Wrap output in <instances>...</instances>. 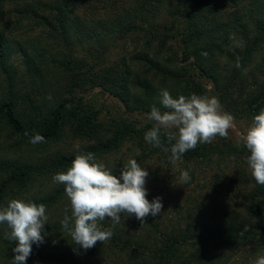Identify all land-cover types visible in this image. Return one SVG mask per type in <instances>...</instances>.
<instances>
[{
	"label": "trees",
	"instance_id": "trees-1",
	"mask_svg": "<svg viewBox=\"0 0 264 264\" xmlns=\"http://www.w3.org/2000/svg\"><path fill=\"white\" fill-rule=\"evenodd\" d=\"M106 1L36 0L27 4L21 13L27 11L41 20L48 27L50 36L58 33L64 42L76 46L84 41H94L103 52L114 46L118 39L143 32L146 36L144 49L133 57L141 70L125 67L127 69L120 72L111 67L97 77L101 81L97 83L108 86V91L118 97L129 112H150L153 105L161 107L162 89H167L173 98L196 93L190 89V82L183 85L181 79L186 73L172 66L173 56L166 57L163 53L168 41L178 36L184 44V61L192 58L191 63L199 74L211 78L221 93L234 95L247 91L245 71L253 62L258 63V58L264 54V0H134L131 7L123 9L125 15L119 14L109 20L90 25L80 16L82 9H92L94 3L101 6ZM42 8L51 14L40 13ZM164 12L173 18L171 26H159ZM181 23L183 30L178 26ZM7 40L0 32V120L23 142L30 143V137L39 133L45 138V142L36 144L41 145L58 141L68 132L74 138L88 139L91 143L74 152L58 151L41 157L34 154L29 157L0 155V198L13 191L15 197L21 195L36 203L48 206L61 203L68 198L65 185H55L50 179L57 172L66 171L78 152H92L101 160L118 152L127 142L136 141L144 151L135 158L141 167L157 155L171 158L170 151L164 152L145 141V133L154 124L138 127L132 122H123L107 127L99 120L98 111L84 103L83 98L77 99L76 84L64 81L67 80V71L73 70L71 60L62 61L57 56L52 60L57 65L51 68L40 46L31 51L18 42L24 52V74L17 66L9 64L11 47L5 45ZM262 60L264 62V56ZM76 63L77 67L83 65L82 62ZM27 81L34 89L25 95ZM116 83L119 85L115 86ZM197 93L204 94V89L200 88ZM240 103L250 109L253 117L259 114L264 109V85ZM217 149L219 146L213 142L198 143L178 161L189 164L210 161ZM190 170L193 184L196 170ZM113 171L119 176L120 171ZM250 178L229 177L244 185L242 195L246 203L224 209L214 219H198L191 210L188 218L170 223L151 215L143 223L134 215L124 216L126 218H121L123 221L113 227L112 221L106 218L100 224L102 228L112 229L113 235L108 241H98L87 251L56 247L38 249L32 244L26 262L234 264L233 255L241 253L249 239H264V185L249 190ZM34 188L40 190L32 193ZM62 220H51L44 232L47 235L64 233L68 235L67 239H72L62 228ZM2 242L5 246L0 244V264H14L12 249L17 241L3 239Z\"/></svg>",
	"mask_w": 264,
	"mask_h": 264
},
{
	"label": "rangeland",
	"instance_id": "rangeland-1",
	"mask_svg": "<svg viewBox=\"0 0 264 264\" xmlns=\"http://www.w3.org/2000/svg\"><path fill=\"white\" fill-rule=\"evenodd\" d=\"M36 0H0V32H3L7 37L6 46L11 47L8 62L11 66H17L19 71L24 74L26 68L24 66V52L21 50L20 44L28 46L31 51L34 47L40 46L44 51L50 67L54 68L57 64L52 60L55 57L61 60H71L73 70L67 71V80L69 84H76L75 93L77 99H84V103L88 104L93 110L99 112V120L107 127L118 125L123 122H132L134 125L141 127L143 124L152 123L153 121L147 118L150 112L135 111L129 112L125 104L114 94L108 91V86L99 85L101 82L98 75L105 74L108 68H115L122 72L127 68L132 70H141V66L137 67L133 57L140 50L144 49L146 36L143 32L130 34L126 38L118 39L117 43L104 51L98 49L96 42H82L81 45L75 43L69 44L62 40L58 33L49 35V29L37 17L28 14L26 9L27 4H32ZM92 9H82L79 11L80 16L87 20L86 22L92 25L101 20H109L117 15H125L124 8L131 7L134 0H107L103 5L98 6L94 3ZM100 7V8H99ZM99 8V9H97ZM27 12V13H26ZM42 14H51L45 9H40ZM173 18L168 16L166 12L162 14L159 20V26L167 24L171 26ZM183 22V21H182ZM180 29L183 30L184 25L181 23ZM178 30V28H177ZM176 32V30H175ZM20 42V44H18ZM158 44V42L156 43ZM164 56L169 57L170 54L174 58L172 66L180 72L186 73L182 78L183 85L190 82V89L198 94L199 89H204V94L209 97L215 96L219 99L223 109L230 112L234 116V127L229 129L227 138L216 136L212 142L219 146V149L213 153L210 161H199L189 164L181 161L172 162L171 158H165L163 155H157L147 161L142 167H146L149 175L146 177L145 187L148 190L147 199L152 201L153 198L159 196L162 199V212L156 216V219L161 221L172 222L177 219H185L190 215L191 210H194L193 216L198 219L216 218L220 215V211L229 210L231 207H238L241 202L245 204L242 191L245 189L242 183L232 181L230 176L240 177L248 176L250 183L248 189H260L262 185L258 184L251 174V169L248 164L249 150L245 147L241 137L246 133L248 127L253 121L251 111L240 102L249 94H254L264 85V62L262 60L264 54L260 56L259 62L255 61L245 71V76L248 78L247 91L243 94L234 93L224 95L215 86L213 80L208 77H203L199 74V70L191 63L192 58L184 61V44L181 36L174 40H169L167 47L164 49ZM257 59V60H258ZM76 62H82V67H77ZM143 65V64H142ZM125 67H127L125 69ZM41 82V81H39ZM63 81H60V83ZM26 82L25 95L32 93L34 89L30 83ZM119 85L116 83L115 86ZM55 86V85H54ZM241 96V98H240ZM88 139L74 138L66 132L58 141H49L41 145H33L23 142L21 139L14 136L9 127L0 120V155L9 157H29L34 154L38 157L47 153L74 152L77 149L74 147L79 144L80 148L90 144ZM3 149H6L3 152ZM79 150V149H78ZM144 151L138 146V142L129 141L118 152L109 155L100 161H103L107 167L112 170L121 171L127 165L130 159H135L141 156ZM196 170L194 183L190 180L187 183H181L179 176L182 171H188L191 178V170ZM50 179L52 182L53 177ZM2 181L0 174V183ZM55 185L59 183L54 182ZM240 186V187H238ZM38 187V186H37ZM40 189L34 188L32 193ZM26 196V194L24 195ZM13 198H22L21 195H16L13 191L8 192L0 198V208L7 206V203ZM242 205V204H241ZM46 206V215L48 223L51 220H62L65 215L71 217L72 210L70 199L67 198L61 203L53 206ZM121 218H126V214H122ZM152 216V215H151ZM123 221V219H121ZM46 223L44 229L46 228ZM9 231L6 225H0V244L5 239V232ZM45 231V230H44ZM43 231L44 242L39 246L33 243L38 249L43 247L73 248L82 250L79 246L73 245L72 239H67L68 235L64 233H53L47 235ZM67 239V240H66ZM245 249H241V253L233 255L234 264H254L255 260L260 255H264V239L253 237L249 239ZM245 250V251H244ZM26 264H30L27 263Z\"/></svg>",
	"mask_w": 264,
	"mask_h": 264
},
{
	"label": "clouds",
	"instance_id": "clouds-1",
	"mask_svg": "<svg viewBox=\"0 0 264 264\" xmlns=\"http://www.w3.org/2000/svg\"><path fill=\"white\" fill-rule=\"evenodd\" d=\"M159 104L161 107L153 105L147 116L154 126L145 133L144 139L164 152L170 151L173 163L198 143H210L216 136L227 138L228 130L234 127L233 114L225 111L215 96L193 93L173 98L167 89H162ZM241 139L250 152L247 162L251 174L258 184L264 185V109L254 116ZM42 142L45 138L39 133L30 137L33 145ZM74 147L80 149L79 144ZM148 175L147 168L141 167L136 159H130L118 176L94 153L78 152L66 171L53 176L54 182L65 185L70 199L72 215H65L61 226L71 236L72 244L87 251L98 241H108L113 235L112 229L102 228L100 224L106 218L114 227L120 223L122 214L134 215L141 223L149 215L158 216L163 209L162 199L159 196L152 201L147 199ZM179 180L187 183L189 172L182 171ZM46 223L48 216L43 203L13 198L0 208V225L9 229L5 239L17 241L12 249L14 264H26L32 244L39 246L44 242L42 233ZM254 264H264V255L258 256Z\"/></svg>",
	"mask_w": 264,
	"mask_h": 264
}]
</instances>
